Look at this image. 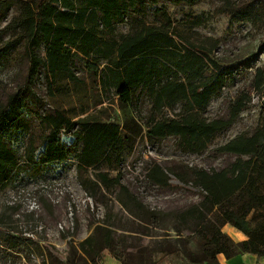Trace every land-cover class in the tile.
I'll return each instance as SVG.
<instances>
[{
  "label": "trees",
  "instance_id": "obj_1",
  "mask_svg": "<svg viewBox=\"0 0 264 264\" xmlns=\"http://www.w3.org/2000/svg\"><path fill=\"white\" fill-rule=\"evenodd\" d=\"M164 1L0 0V20L12 6L18 10L0 28V40L10 29H18L15 39L8 38L0 45V58L22 42L27 60L23 82L0 99V188L25 167L40 171L45 164L75 158L78 182L88 196L100 199L106 193L112 194L134 219L176 234L166 231L167 244L150 249L145 259L136 261L130 255L122 256L120 248L127 247L123 239L130 233H118L116 228L121 227L107 213L102 220L91 223L87 235L79 240L68 239L64 255L45 249L47 258L41 264H101L104 249L122 264H156L155 250L180 249L184 258L195 264H219V252L226 258L243 252L264 256V62L256 66L249 63L255 51L233 61L214 59L210 53L216 39H211L210 46L186 42ZM167 1L191 5L198 0ZM220 10L232 20L264 26V0H245L234 12L231 0H222ZM193 20L199 23L198 17ZM179 41L184 48L176 51L181 47ZM202 60L211 65V72L202 71L198 63ZM78 64L88 78L87 105L96 107L104 101V93L115 87L119 113L98 118L86 113L85 107L56 106L42 114L29 108V99L43 104L33 88L41 69L50 95L59 90L63 80L64 88L71 93L70 82H84L77 73ZM248 67H253L250 80L229 98L225 113L204 115L209 100L229 83L231 71ZM254 93L262 107L255 125L213 147L214 154L233 153L232 160L209 169L188 162L169 170L156 161L147 165L145 175L150 183L176 187L172 173L184 184L197 187L201 194L199 200L163 213L164 218L161 211L160 215L148 208L129 190L120 180V173L113 175L99 169L107 162L108 168L118 170L123 150L131 149L142 135L177 136L183 150L201 152L216 133L229 128L251 106ZM142 94H149L154 105L144 122L134 111ZM178 101L183 103L181 111L168 114L164 110ZM33 116L39 117L38 134L33 130ZM17 131L27 134L21 152L10 140ZM63 131L73 135L70 143L62 140ZM88 167L95 171L84 173ZM226 223L243 231L246 238L234 240L223 230ZM122 228L151 234L150 229ZM195 237H199L196 248L191 245ZM2 241L9 248L21 243L11 232L5 233ZM133 246L140 254L139 243Z\"/></svg>",
  "mask_w": 264,
  "mask_h": 264
},
{
  "label": "rangeland",
  "instance_id": "obj_2",
  "mask_svg": "<svg viewBox=\"0 0 264 264\" xmlns=\"http://www.w3.org/2000/svg\"><path fill=\"white\" fill-rule=\"evenodd\" d=\"M245 0H231L232 12ZM222 0H198L194 4L173 3L164 1L165 8L174 20L176 29L182 39L194 44H206L210 46L216 39L217 44L213 48L211 57L214 59L233 61L238 57H248L252 51L257 54L249 61L253 66L262 65L264 62V26H253L248 21L232 20L224 11H221ZM257 3H259L257 1ZM19 5V4H18ZM16 6H12L6 17L0 20V28L3 27L13 15L17 14ZM198 17L199 23H193ZM152 18L151 16L149 19ZM18 29H10L0 40V45L6 39L15 36ZM15 39V37H14ZM213 39V40H211ZM181 46L176 51L184 48ZM178 53V52H176ZM182 55V54H179ZM187 62V58H186ZM202 71L207 74L212 71L210 64L198 61ZM188 64V63H187ZM77 73L84 78L83 83L70 82V90L64 88L65 80L59 82L61 86L56 89L54 95L47 90L45 71L40 70L34 85L35 93L42 99V105L33 100H26L27 105L33 111L43 113L44 110H52L56 106L67 108H88L86 113H94L98 118H104L105 114L116 115L115 87L104 93V101L96 107H89L85 101L88 93V79L78 64ZM253 67L239 68L231 71L229 83L222 88L220 93L213 96L203 110L206 116H216L225 113L229 98L235 92L247 84L250 80ZM27 60L24 57L22 42L12 48L4 57L0 58V99L4 100L8 93L20 85L26 74ZM183 76V73L180 74ZM183 103L178 101L172 107H165L168 114L182 110ZM101 108L102 111H96ZM262 110L257 94H253L251 106L243 110L235 122L227 129L215 134L208 143L205 150L201 152H188L181 148L177 136L168 135L163 138L148 137L146 135L134 143L131 149H125L120 155L118 170L108 168V163H101L99 169L108 170L110 174L120 173V180L129 190L148 208L157 211L164 218L168 211L181 208L191 201L200 199L201 194L197 187L184 184L170 173L176 187L159 186L152 184L146 177V167L149 163L156 161L162 167L181 165L183 162L201 166L204 168L218 167L234 158L230 152L214 154L213 147L229 138L232 134L250 129L255 125L259 112ZM134 111L140 115L142 122L154 111L152 98L149 94H142L136 100ZM80 114L78 116H83ZM77 116V117H78ZM74 117L73 119L77 118ZM33 130L40 132L39 117H32ZM22 131L11 134L12 145L22 151L26 136ZM61 138L66 143L73 140L70 131H63ZM95 168L88 167L84 173H93ZM78 170L75 158L63 161L51 162L43 165L38 171L33 167H25V170L12 175L10 180L0 188V231L10 229L11 233L21 241L16 248L0 246V264H41L46 260V250L56 251L60 255L66 253L67 240L80 238L87 235L91 230V223L98 219L102 220L107 213H111L112 220L121 228H116L118 233H130L123 239L126 248H120L122 256H131L132 259H145L150 249L164 247L167 241L166 231L175 236L171 229L154 226L152 223H141L114 199L112 194L106 193L93 199L88 196L78 182ZM161 211V212H159ZM174 220H172L173 222ZM162 223L165 221L161 220ZM169 224V222L166 221ZM148 225V226H147ZM139 227L150 229V235L139 232L124 230L122 227ZM199 237L191 241L192 247L196 248ZM140 245L142 250L137 252L136 246ZM156 264H177L178 260L184 258L183 252H165L155 250L153 253ZM101 261L105 264H120L111 253L104 249L101 251Z\"/></svg>",
  "mask_w": 264,
  "mask_h": 264
},
{
  "label": "crops",
  "instance_id": "obj_3",
  "mask_svg": "<svg viewBox=\"0 0 264 264\" xmlns=\"http://www.w3.org/2000/svg\"><path fill=\"white\" fill-rule=\"evenodd\" d=\"M86 79H88L86 77ZM2 221L3 219L0 218ZM223 230L228 233L234 240H241L246 238V234L239 230L238 228L226 223L223 225ZM11 232L10 229H5L3 231H0V246L4 247L5 243L2 241V237L5 235V233ZM6 246V245H5ZM217 261L219 264H264V256H257L255 253L252 252H243L234 256H231L229 258H226V256L219 252L216 255ZM114 258V257H113ZM115 259V258H114ZM117 260V259H115ZM121 263L120 260H117ZM177 264H195L193 262H190L186 260L185 258H182V261L178 260ZM101 264H105L104 261H101Z\"/></svg>",
  "mask_w": 264,
  "mask_h": 264
}]
</instances>
